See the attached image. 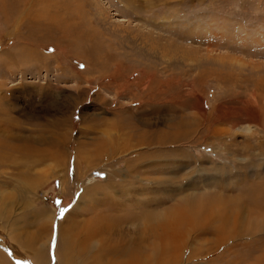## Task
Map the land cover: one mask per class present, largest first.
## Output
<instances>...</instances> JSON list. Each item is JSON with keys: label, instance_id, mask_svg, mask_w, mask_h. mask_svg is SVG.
I'll return each mask as SVG.
<instances>
[{"label": "rangeland", "instance_id": "374dc122", "mask_svg": "<svg viewBox=\"0 0 264 264\" xmlns=\"http://www.w3.org/2000/svg\"><path fill=\"white\" fill-rule=\"evenodd\" d=\"M23 1L0 0V126L8 119L40 143L64 138L71 160L68 173L55 159L40 163L17 196L15 166L0 163L1 252L34 264L10 242L52 219V243L43 233L38 246L55 263L59 225L103 218L131 239L146 211L164 216L181 198H242L243 209H215V224H264L247 194L264 184V0ZM42 8L78 19L63 34L35 17ZM191 235L180 264L262 255L261 236L221 248Z\"/></svg>", "mask_w": 264, "mask_h": 264}, {"label": "bare ground", "instance_id": "6f19581e", "mask_svg": "<svg viewBox=\"0 0 264 264\" xmlns=\"http://www.w3.org/2000/svg\"><path fill=\"white\" fill-rule=\"evenodd\" d=\"M26 1L27 0H24L23 2ZM64 7L69 8V4L68 6ZM56 8L58 9V7ZM49 10L50 9H43L41 11L36 10V12L41 13L36 15L35 17L40 20L46 21L44 27H47L49 24H57V22H60L56 26L63 27V34H65L64 30L68 28L69 25L71 26V23L69 21H72L73 19H78V15L73 14V11L69 14L65 13L66 20L62 22L60 20L62 16L60 17L54 16L52 14L50 15ZM36 25L40 24L36 23ZM77 26L78 23L75 24V27L81 29L80 25V27ZM2 105L3 104L0 103V111L4 109L1 108ZM3 112L5 113V111ZM6 122V126L8 128L3 129L1 128L2 126H0V163H4L5 165L7 162H10V166L11 163L13 166H15V174L17 180L20 182L18 190L17 192H15L16 196L18 195L21 189L27 191V188H29L31 184H33V182L31 181L33 177L32 172L36 170V167L40 163H44L47 160L55 159L59 163L60 167H62L64 170L67 169V173L69 172L68 166L70 164L71 158L68 157L66 153H61L65 142L64 138L63 140L59 138L58 141L57 138L53 141L44 140L40 143L35 140L32 136H21V132H14V130H12L11 128V125L13 124L9 122L8 119H6ZM164 139L165 138L163 136L161 140ZM94 144H96V150H94V158L99 159L103 156V152L106 149L104 150L103 143L101 145L100 142ZM75 156L78 160L81 159L79 153L77 155L75 154ZM75 166H77V164H75ZM9 182L10 181H7L8 184ZM250 189L251 190H248L250 192L247 194L249 195L248 197L250 198L251 203L253 204L256 210L264 211V184H262L261 186H259L258 184L257 186H251ZM215 199L216 198L214 196L205 197L197 200L191 199L189 201L186 200V198H181L178 204H176L178 205L177 207L166 210L167 221L165 217L166 211L164 213V216L162 213L164 212V210L161 213L159 212L160 210H157L158 212L155 213H152L151 211H146V213L143 214V230H141V232L138 234L135 233L134 236L132 235L134 233H131V239L127 238L128 236L126 235V233H124V230V232L120 231L118 233V231L114 227V223L119 222L112 223L109 222L110 220H104L103 218L102 219L104 221L102 219H99L98 221L95 219L94 221L92 220V222L89 221L87 223V220H81L82 222H69L66 224V226L59 225V233L57 234L58 238L56 244L57 257L55 258V263H53L54 260L50 259V257L48 256V252L45 250L47 248L46 243L42 245V248L38 246V243L40 242L43 233L46 234V238L49 241L48 243H52V240L50 239V237L52 236V225L54 222L52 221V219L50 220V224L48 223L49 220L45 219L42 225L37 228V231L32 232L30 235H24L23 233L22 236L15 235L16 237L14 238L18 242V245L13 242H10V244L12 243L14 247L20 248L23 252L27 251L24 253L29 254L30 257L32 256L31 258L34 264H89L87 263L88 258H90V260L92 261L91 264H171V262L172 264H180L184 251L190 246L189 238L190 236H193L191 235L192 231H194L198 235L197 237L202 240L200 242L209 243L212 240H217L216 244L221 248L225 245V242L237 241L243 238L245 235H249L251 239L261 236L260 241L262 245V239L264 237V234H262V232H264V224H256L254 229H250L247 227L245 228V221V224H242V222L240 224L237 223L234 227L231 226V228L229 226L230 224H228V221L221 225L215 224V222H218V220H215L216 217L213 216L215 209L217 210V208H221L222 203H224L228 208H238V210L243 209L241 206L242 198L240 200L229 199L227 200V202H221V200H218L216 203L214 202ZM210 200H212L214 204H212ZM207 201L209 202L207 203ZM3 208H5V206ZM6 208L8 209V206ZM218 211L220 212V210ZM205 212L207 213L204 214ZM239 214H237V216ZM262 214H264V212ZM258 215L260 216V214ZM263 218L261 219L262 222L264 220ZM68 219L69 218H67V220ZM81 223L85 225L83 230L81 227ZM207 226H211V230H207ZM210 231H213L212 233L216 234V239H208L207 234H210ZM81 233H87L89 235V240L86 242H82L80 240ZM5 238L9 239L6 236ZM195 250L196 249H193V251ZM258 250L260 251V249ZM261 250L262 255L256 261L258 262V264H264V245L261 246ZM29 251H32L33 254L28 253ZM195 252L196 255L199 253L198 250ZM29 255L27 257H29ZM106 256H110L112 257V259H105ZM21 258L27 259L24 257ZM253 260L255 261L256 259ZM108 261L109 263H107ZM0 264H14V260H10V258H8L3 252L0 251Z\"/></svg>", "mask_w": 264, "mask_h": 264}]
</instances>
